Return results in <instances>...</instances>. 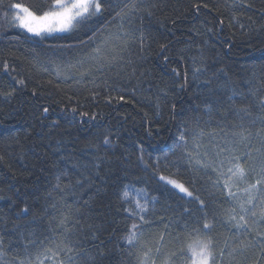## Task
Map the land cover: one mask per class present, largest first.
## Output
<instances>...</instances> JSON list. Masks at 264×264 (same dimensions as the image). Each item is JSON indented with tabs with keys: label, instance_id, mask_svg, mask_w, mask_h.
Instances as JSON below:
<instances>
[{
	"label": "trees",
	"instance_id": "16d2710c",
	"mask_svg": "<svg viewBox=\"0 0 264 264\" xmlns=\"http://www.w3.org/2000/svg\"><path fill=\"white\" fill-rule=\"evenodd\" d=\"M9 3L48 10L52 0H5L0 7V93L16 89L10 98L0 95V264H35L65 236L95 264H141L161 237L164 251L179 256L184 249L185 258L189 244L211 238L217 264L221 250L222 264H264L256 245L264 223L251 232L225 223L231 201L212 188V168L201 167L223 161L226 171L239 162L254 183L264 161L261 137L249 145L226 143L231 137L224 135L240 124L234 109L264 115V0H143L146 11L124 19L105 0L85 24L40 35L13 22L17 10ZM98 47L107 57L103 67L92 58ZM137 201L147 210L130 216L126 209L139 212ZM204 212L215 216L210 232L202 228ZM62 216L70 233L59 227ZM133 224L135 247L124 239Z\"/></svg>",
	"mask_w": 264,
	"mask_h": 264
},
{
	"label": "snow or ice",
	"instance_id": "6c2138e0",
	"mask_svg": "<svg viewBox=\"0 0 264 264\" xmlns=\"http://www.w3.org/2000/svg\"><path fill=\"white\" fill-rule=\"evenodd\" d=\"M3 6H5V0H0V7ZM7 7L9 9L19 10L13 17L14 23L18 22L19 25L27 29L28 32L40 35L43 31H67L73 27L85 24L93 16L101 12L102 8L105 7V0H52L51 5L48 6V10H42L40 8L31 10L29 7L22 6L19 3H9L7 4ZM107 7L114 10L116 16L121 17V19L130 17L141 10L146 11V9L143 8V0H116V3L107 0ZM198 7L199 6H197V8ZM204 7H207V5H204ZM38 11L41 14L37 15ZM5 15H7V13H5ZM149 15H151V13H149ZM124 36L128 39H134V36L131 33H124ZM117 38L119 39L120 37ZM139 39L141 41V47H143V34H141ZM165 48L166 45H161V52H163ZM95 52L96 56L92 58L103 67L107 57L102 53L99 47L95 49ZM165 59H167V57H165ZM8 68L9 66L7 62H5L3 65L4 72L10 75V73H8ZM11 78L17 84H20L21 86L24 85L23 80H16L14 76ZM15 91L16 89L13 88L12 91L2 92L0 95H3L7 99L10 98ZM121 99H123V97H121ZM229 99L231 100L232 97H229ZM210 107L211 106L209 105V108ZM261 108H264V101L261 102ZM43 111L46 113L48 112V109L44 108ZM72 111L75 112L76 109L73 108ZM82 115H86V113H82ZM234 115L239 118L240 124L234 125L233 130L224 133L226 137H231L226 143L235 144L249 142L250 145V139L252 137H261V143L262 146H264V137L261 136V134L264 133V115L253 117L251 110L245 107L234 109ZM258 123L260 125L259 128H257ZM237 128L239 130H235ZM254 128L256 129L255 131L252 130ZM221 131H223V129ZM200 135H204L203 131H201ZM179 140L186 142L184 132L180 133ZM104 143L108 144L109 141L105 139ZM221 151H225V149H221ZM256 151L259 152L260 149H257ZM189 155L191 154L189 153ZM217 155H219V153ZM250 155V153H245V157H249ZM0 159H2V157H0ZM233 159L239 161L240 158L233 157ZM141 160L143 161V157H141ZM197 163L200 164V161H197ZM201 167L212 168V171L217 174L216 179L214 180L209 177V179L212 180V188L225 194L231 201V206L225 210V223L231 224L237 231L243 230L244 232L253 231V225H256L258 222L264 223V198L257 195V193L261 191V188L258 186L264 185V161L261 162L259 170L256 172L254 183H248V172H246L245 168L239 162L234 164L230 162V166L226 171L223 170V161L220 162L219 168L211 164L201 165ZM253 171L255 172L256 170L253 169ZM64 175H67V173H64ZM59 179L60 177H57L58 181ZM160 179L166 180L167 183L178 188L180 192H183L188 197H192L194 200L198 201L201 210L207 207L205 201L198 195L193 196V192L189 191L184 184L173 179H167L164 176H161ZM76 183L80 184L81 181L78 180ZM194 183L195 178L193 179V184ZM239 184H246L247 186L243 189H239L237 187ZM69 186L70 185H66L65 187ZM55 187L59 189L60 184L57 183ZM234 187H237V191H233ZM61 191H63V189H61ZM240 193H242V195ZM209 194L214 195L211 192ZM125 197L127 198V193H125ZM85 203L88 202L85 201ZM52 207H55V205H52ZM66 207L71 208L69 205H66ZM136 208L139 209V212H133L131 209H126V211H128L131 216L139 215L147 210L146 205L140 204L139 201L136 202ZM28 211L29 209L27 207L23 209V212L25 213ZM76 211L78 212L79 209H76ZM185 211H188V209H185ZM249 218H251V223H249ZM68 219V216H62L58 222L63 233H70L72 231V229L67 227ZM140 219L144 221V216L140 215ZM214 222L215 216L213 217V220H209L208 213L204 212L202 228L206 232L211 231ZM77 223H79V221H77ZM145 223H147V221H145ZM136 229L137 225L133 224L132 230H130L127 236L124 237L127 244L131 247H135L139 241V237L135 231ZM195 231H199V229H195ZM256 236V245L259 246L261 254L264 255V233L257 232ZM160 240L161 243L158 244L157 247L154 249L148 248L143 253L141 264H157V259H159L160 264H178V261L179 264H217L216 253L213 251V240L211 238L197 240L195 244H189V255H187V258H185L184 249H180L179 256L175 251H164V246L162 244L163 237H161ZM30 243L35 244L36 242L30 241ZM2 244L3 240L0 238V246H2ZM78 248L80 249L79 251L77 250ZM153 252L155 253L154 256L152 255ZM72 253H75V255H72ZM224 254V250H221L220 264H222V257ZM231 254L232 253L230 252L229 255ZM57 255H64L66 259L56 261L54 258ZM45 259L52 260L53 264H80V262L88 264L89 261H91V264H95V257L90 256L81 245L69 242L67 236H65V240L55 244V250L52 248H44V250L36 256L35 264H44ZM19 264H25V262L20 261ZM28 264H32V261L29 260Z\"/></svg>",
	"mask_w": 264,
	"mask_h": 264
},
{
	"label": "rangeland",
	"instance_id": "374dc122",
	"mask_svg": "<svg viewBox=\"0 0 264 264\" xmlns=\"http://www.w3.org/2000/svg\"><path fill=\"white\" fill-rule=\"evenodd\" d=\"M17 10V12L19 11L18 9H16ZM55 31H58V30H55ZM44 32V31H43ZM43 32H41L40 34H42ZM53 32V31H52ZM60 32H63V31H60ZM32 33V32H31ZM32 34H34V35H36L35 33H32Z\"/></svg>",
	"mask_w": 264,
	"mask_h": 264
}]
</instances>
